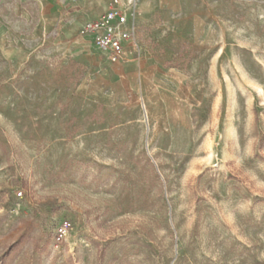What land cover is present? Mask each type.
Returning a JSON list of instances; mask_svg holds the SVG:
<instances>
[{
  "label": "rangeland",
  "instance_id": "1",
  "mask_svg": "<svg viewBox=\"0 0 264 264\" xmlns=\"http://www.w3.org/2000/svg\"><path fill=\"white\" fill-rule=\"evenodd\" d=\"M41 1L0 0V264H264V0H137L112 106Z\"/></svg>",
  "mask_w": 264,
  "mask_h": 264
},
{
  "label": "crops",
  "instance_id": "2",
  "mask_svg": "<svg viewBox=\"0 0 264 264\" xmlns=\"http://www.w3.org/2000/svg\"><path fill=\"white\" fill-rule=\"evenodd\" d=\"M60 4L41 1L40 24L35 35L45 36L54 29L56 52L72 57L89 69L88 78L79 87L87 102L105 106L121 103L128 95L141 91L143 84L154 77L157 64L151 58L142 55L137 58L135 51L127 48L121 60L112 62L95 46L92 36L81 34L84 25L99 19L113 0Z\"/></svg>",
  "mask_w": 264,
  "mask_h": 264
},
{
  "label": "built area",
  "instance_id": "3",
  "mask_svg": "<svg viewBox=\"0 0 264 264\" xmlns=\"http://www.w3.org/2000/svg\"><path fill=\"white\" fill-rule=\"evenodd\" d=\"M73 5L77 0H57ZM137 0H113L106 12L97 20L84 25L81 34L90 35L95 46L112 62L121 60L124 51L132 48L141 56L136 35Z\"/></svg>",
  "mask_w": 264,
  "mask_h": 264
}]
</instances>
